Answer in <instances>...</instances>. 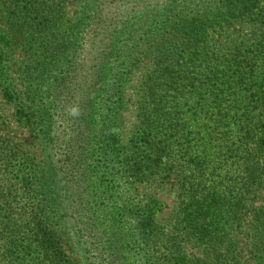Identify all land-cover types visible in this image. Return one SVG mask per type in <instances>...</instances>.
I'll return each mask as SVG.
<instances>
[{"label": "trees", "instance_id": "1", "mask_svg": "<svg viewBox=\"0 0 264 264\" xmlns=\"http://www.w3.org/2000/svg\"><path fill=\"white\" fill-rule=\"evenodd\" d=\"M71 1L0 0L8 10L10 28L9 38L0 36V78L6 62V48L13 43L21 48L31 44L27 51L34 50L35 59H31L33 67L27 61L26 75L28 83L34 79L30 84L32 87L26 88L24 94L17 91L15 97L12 91L10 94L19 102V110L29 116L26 123L31 128L36 125L35 106L40 103L37 100L47 95L46 104L39 109L44 134L52 139V153L59 155V169L70 167L82 180V193L80 191L79 199L73 202L80 203L84 198L88 181L84 169L85 153L89 145L98 143L104 147L113 139L114 124L124 107L122 72H127L131 55L142 52L139 50L141 41L152 35L154 26L170 35L168 44L158 48L154 61L156 68L144 81L142 91L143 140L155 156L154 163L161 162L168 154L176 136L188 134L179 112L167 111L170 101L165 95L177 82L179 73L176 70L182 66L180 59L185 57L188 66L203 72L208 82H213L211 98L216 102L213 109L217 110L213 121L218 123L214 128L227 123L234 137L246 131L255 143L254 151L248 148L250 153L246 159L230 163L235 169H224L234 177L225 188L208 185L210 177L204 178L203 169L202 181L185 183L187 192L182 202V215L186 229L176 238L182 240L162 237L153 222L154 207L151 204L130 207L129 213L145 214L135 221L134 228L136 234L143 237L144 245L135 253L124 251L113 245V233L109 239L102 223L98 225L96 210L86 214L79 208L91 224L86 230L90 237L87 240L90 264H130V259L139 264H249L251 261L264 264V206L257 209L250 222L248 237L252 257L248 261L242 259L243 250L238 243L231 241L224 232L229 226L231 203L240 204L250 192L251 184H260L264 179V120L256 133H253L252 119L249 121L241 116L231 120L233 112H239L236 104L243 93L253 92L255 86L264 88V75L258 73L264 71V7L260 8L261 0H77L81 4L76 10L77 16L66 23ZM242 17L249 19L255 29L248 51L233 52V62L212 56L208 45L210 29ZM207 63L212 65L206 67ZM229 91H233L234 99L227 102L226 96L231 95ZM200 93L201 89L194 90L192 98H202ZM262 98L264 94L256 100ZM190 118L198 120L195 113ZM57 119L62 122L58 127ZM245 122L252 128L246 130ZM18 148V144L13 145V141L5 138L0 128V152L4 161L18 159ZM242 150L239 144L236 147L232 143L226 152L240 154ZM146 162L151 164L150 159ZM14 174L15 170L7 165L3 181L0 180V244L5 249L0 253V261L3 259L8 264H73L50 216L51 212L60 215L62 202L58 197H63V184L57 179V185L51 172L45 177H37L35 182L25 181V186L19 187L15 182L9 183ZM34 185L38 192L34 195L38 198L36 206L27 205L24 207L27 214L21 213L14 218L15 199L18 195L24 196L23 192L32 190ZM126 211L124 206L121 212ZM90 212L94 214L88 216ZM78 215L80 219L79 211ZM185 238L204 246L201 257L188 258L181 245Z\"/></svg>", "mask_w": 264, "mask_h": 264}, {"label": "rangeland", "instance_id": "2", "mask_svg": "<svg viewBox=\"0 0 264 264\" xmlns=\"http://www.w3.org/2000/svg\"><path fill=\"white\" fill-rule=\"evenodd\" d=\"M262 6L264 7V0H261L260 8ZM80 7L79 1L72 0L70 2L65 17L66 23L77 16L76 10H79ZM8 16L5 5L0 4V36L5 39L6 36L9 38L8 33L10 32ZM251 23L249 19L242 17L212 27L208 37L211 55L233 62V52L248 51L254 39L253 31L255 30ZM151 33L150 37H146V41H141L139 50L142 52L133 53L130 58L128 57L130 60L126 68L127 72H122L125 80L124 107L119 111L114 124L113 139L108 141L109 144L104 147L98 143L90 144L85 153L87 158L84 169L88 181L84 187L85 194L80 202L81 205L73 202L79 199L80 191L82 193L80 174L72 171L70 167L63 166L62 169H59V155L52 153V139L49 135L44 134L45 127L41 124L40 115L42 112L39 109L46 104L47 95L45 94L37 100L40 103L35 106V128H31L26 123L29 116H25L24 110H19L21 107L19 102L13 100L17 91L24 94L26 88L31 89L32 87L30 84L34 79L28 83L26 70L27 61L33 67L34 50L27 51L31 44L21 48L19 44L13 43L6 48V62L3 65V75L0 78V128L3 129L5 138L13 141V145L18 144L20 148H18L19 153L17 154L19 158L10 162L4 161V155L0 152V180L4 177V167L8 165L15 170L9 183L15 182L19 187L25 186V181L35 182L37 177H42V175L45 177L51 172L54 174L57 185L58 180L61 181L64 194L58 199L62 202V209L60 215L51 212L50 216L59 229L62 244L73 264H90L91 258H89L87 244L90 237L86 230L91 224L88 217L85 216V212L87 214L89 211L96 210V215L99 217L97 218L98 225L102 223L101 227L107 232L108 238L113 233L112 242L114 244H112L116 248L120 247L124 251L130 250L135 253L144 245L143 237L134 231L135 221L145 214L142 212L129 213L128 209L151 204L154 207L153 222L157 226V231L166 240L176 239L180 236L181 231L186 229V222L182 215V202L187 192L185 183L188 181L189 183H198L197 179L202 181L200 174L203 169L204 178L210 177L208 185L213 188H225V185L231 183L234 177L224 169H228L233 160L239 163L246 159L250 153L248 148L251 151L255 149L254 140L249 138V133L246 131L234 137L227 123L220 124L217 129L214 128L218 123L213 121L217 112L216 109H213L216 102L211 98L212 90H214L213 82H208V77L203 72L188 66L186 64L188 58L185 57L180 59L182 66L176 70L179 73L177 82L165 95L166 100L170 101L166 107L167 111L179 112L181 121H185V129L188 134L183 137L176 136L170 143L171 150L168 154L161 162L154 163L155 156L150 149H147L143 140L144 125H142L140 117L143 108L142 91L144 81L152 69L156 68L154 61L157 50L168 44L170 35L156 29L155 26L152 27ZM228 61L225 63L228 64ZM210 64L212 65V63H207L205 66L209 67ZM258 73L264 75V71ZM199 89H201L202 98L193 99L194 90ZM263 89L255 86L253 92L243 93L241 100L236 104V107L239 106L238 114L233 112L231 115L233 121L240 119L241 116L246 117L249 121L252 119L253 133L261 129L264 120V98L256 100L259 95L264 94L262 93ZM11 91L13 97L10 94ZM232 93L233 91H229L231 95L226 96L227 102L234 99ZM204 109L205 112H203ZM193 113L196 114L198 120L193 121L190 118ZM61 124V120L57 119L56 127ZM246 125L247 122L244 123L246 130L252 128V126ZM232 143L236 147L239 144L243 149L240 154L226 152L228 145ZM177 145H181L180 148ZM195 149L196 151L193 152ZM9 152L13 151L9 149ZM148 159L151 164L146 162ZM230 169L235 168L230 167ZM31 187H33L32 190L23 192L24 196L18 195L15 199L14 218L15 216L19 217L21 213L27 214L26 208H24L27 205L31 208L36 206L38 198L34 195L38 193L35 189L37 186ZM114 202L117 204L115 205ZM124 206L127 211L121 212ZM263 206L264 179L260 184H251L250 192L246 194L240 204L233 202L230 205L231 217L229 226L224 232L228 234L231 241L238 243L242 248L244 261H248L249 257H252L250 238L248 237L251 219L257 209ZM79 208L85 212L82 214L83 211ZM100 208L103 210L99 211ZM92 214L94 212H90L88 216ZM114 230L116 233L113 232ZM181 245L188 258L201 257L204 251V246L191 242L188 238H185ZM4 250V246L0 244V253ZM0 258H2L1 255ZM129 263L139 264L135 259H130ZM0 264L8 263L2 259ZM249 264H255V262L251 261Z\"/></svg>", "mask_w": 264, "mask_h": 264}]
</instances>
